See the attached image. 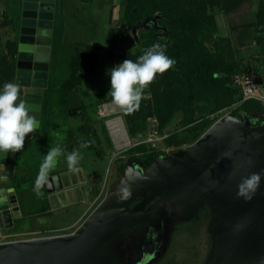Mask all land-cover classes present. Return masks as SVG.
<instances>
[{
  "label": "water",
  "instance_id": "1",
  "mask_svg": "<svg viewBox=\"0 0 264 264\" xmlns=\"http://www.w3.org/2000/svg\"><path fill=\"white\" fill-rule=\"evenodd\" d=\"M54 0H24L20 27L19 70L22 61H34L27 79L17 83L36 85L40 73L49 71L54 27ZM160 16L148 18L133 27L138 32ZM47 73V72H46ZM18 75L21 73L18 71ZM48 78V76H47ZM20 98L30 108L40 128L42 94ZM36 129V130H37ZM11 165L3 177L15 181L16 153H0ZM261 175L259 188L251 199L238 196L242 178ZM87 177L83 168L48 178L46 184L53 210L84 201L82 184ZM129 191L112 194L72 234L0 242V264H125L111 251L112 244L125 235L140 238L143 252L155 256V228L165 210L175 205L181 215L192 219L206 206L210 209L209 231L212 251L207 264H264V122L247 114H231L214 123L194 144L155 159L151 165L131 166ZM134 206L132 207L131 205ZM14 188H0V213L6 227L21 214Z\"/></svg>",
  "mask_w": 264,
  "mask_h": 264
},
{
  "label": "trees",
  "instance_id": "2",
  "mask_svg": "<svg viewBox=\"0 0 264 264\" xmlns=\"http://www.w3.org/2000/svg\"><path fill=\"white\" fill-rule=\"evenodd\" d=\"M60 1L61 7L58 4L56 8L55 26L64 20V0ZM244 2L245 0H126L124 21L129 32H132L138 23L156 16H160L157 26L165 28L166 31L159 30L151 22L147 28L138 32L139 39L134 37L137 52L123 55V61L136 60L144 49L156 43L165 46V54L176 61L172 69L158 75L155 82L149 86L151 98L142 99L139 111L124 115L131 137L148 130L147 122L150 117L157 119L159 133L163 135L179 112L184 114L180 128L164 139V144L169 149H181L194 144L216 123L217 114L232 107H235L233 110L235 115L259 116L256 124L264 122V103L244 101L240 89L233 82L236 74L264 61V0H257L256 15L252 22L232 28L235 31L253 32L258 57L249 61H245L232 38L220 36L216 19L219 12L230 15ZM23 4L24 0H8L4 9L5 18L11 23L15 38L3 45L0 24V89L6 82H15L17 75ZM58 27L59 25L54 29L52 39L47 88L42 91L40 128L30 133L26 137L24 149L16 152L14 183L17 184L11 185L20 195L29 190L33 199H35L33 186L39 169L31 163L33 162L31 156L38 147L40 149L43 145L50 148L59 143L64 149L73 150L79 148L81 142H89L88 150H93L100 158L104 156L103 151L90 139L98 138V133L94 128L93 119L89 117L88 105L79 94L83 77L93 71L98 64L102 47L87 43L84 47L81 44L60 46L61 36L58 37L56 34ZM200 101H204V104ZM100 102H104V99ZM145 104L150 108V113L142 110ZM77 116H81L83 122L77 131L72 127L71 129L60 127L61 123L66 125L65 121L69 117ZM77 132L87 138L77 140ZM71 140L75 142L71 143ZM107 141L112 146L111 136L110 138L107 136ZM128 154L138 159L144 169L155 159L168 155L167 152L152 149L146 143L133 146L128 150ZM121 169L125 170L124 167ZM57 174L58 172L54 170L49 177ZM98 194L99 191H95V197ZM48 195L45 185L42 196L38 199L40 205L30 214L51 213ZM210 213L208 207H202L193 217L192 224L203 223L207 228ZM211 246L210 239V248Z\"/></svg>",
  "mask_w": 264,
  "mask_h": 264
},
{
  "label": "rangeland",
  "instance_id": "3",
  "mask_svg": "<svg viewBox=\"0 0 264 264\" xmlns=\"http://www.w3.org/2000/svg\"><path fill=\"white\" fill-rule=\"evenodd\" d=\"M7 3L8 0H0V24L3 45L8 40L15 38L13 27L10 21H7L5 18L4 9L7 7ZM61 3L59 0L60 7ZM257 3V0H245V3L233 15L223 21L231 29L230 32L225 30L224 35L230 33L227 37L233 39L235 47L241 50L245 61H249L257 56L258 48L254 40V34L250 30L235 31L232 28L253 21L256 15ZM63 7L64 20L61 23H57L59 29L56 31L58 37L61 36L59 45L72 46L81 44L84 47V44L87 43V45L102 47V51L99 53L98 64L93 71L88 72L83 77L79 94L84 103L88 105L89 117H91V120L93 119L94 128L98 133V138L91 137L90 139L93 140L98 149L103 151L104 156L100 158L93 150L78 148L82 155L78 167L83 168L87 176L86 183L81 185L83 192H85L84 201L82 202L55 211L51 208L52 212L50 214L32 215L30 214L31 211L36 210V207L40 205L38 200L40 198L33 192L35 198L33 199L29 190L24 191L21 195L18 194L19 201H21L19 203H21L20 210L22 214L18 218L13 217L14 225L12 227H4L2 232L7 238L3 239V242L72 234L79 231L91 214L112 194L123 195L129 191L128 173L131 166H138L139 160L134 159L132 155L128 154V150L138 143L145 142L149 136V131H146L136 137H131L128 133L122 110L111 102V97L107 96L111 88L109 69L122 63L123 55L128 53L135 54L137 52L134 35L125 26L124 12L126 0H64ZM57 26L54 25L53 34ZM220 36H223L222 33H220ZM137 39H139V36ZM24 67L30 70L33 64L28 63ZM42 72H45V76L36 83L38 87L34 85L25 86V83H23V86L20 85L22 90H27L28 88L32 92L35 91V93L39 92L38 94H42V91L47 88L49 71ZM42 80H44L43 84H41ZM149 91L150 88L148 87L144 92L143 99L148 100L151 98ZM103 99L104 102H100ZM200 103L204 104V101H200ZM234 108L226 109L217 114L218 120L234 114ZM142 110L146 113L151 112L146 104ZM102 113L105 114L103 115ZM183 116L182 112L177 113L171 124L164 131V134H161V139L154 141V144L157 145V150L167 152L168 154L174 150H178L167 148L164 144V139L180 128V121L183 119ZM213 117L212 115L211 118ZM252 117L255 120L259 118V116ZM152 118L148 119L147 123H149V127L152 124ZM66 120V125L64 126L61 123L60 127L67 129H71L72 127V129L77 131L79 126L83 124L81 116L69 117ZM107 122L113 123L114 126L117 124L116 128L120 127L121 129L119 130L118 142L114 141L110 135L113 143L112 146L107 143V136L110 138ZM86 138L87 136L77 132V140ZM146 144L153 149L152 143L147 142ZM187 147L189 146L181 149ZM49 149L42 145L40 149L38 147L33 151L34 154L31 156L33 162L31 163H34V166L38 169L43 160V155H46ZM64 150L65 153L72 151L70 149ZM24 167L26 166L24 165ZM121 167H124L125 170L123 171ZM67 169L66 160L62 156L55 171L63 172ZM24 172L22 171V173ZM4 184L8 186L9 183ZM95 191H99L96 197L94 195ZM131 206L133 207L134 204ZM192 221L193 218L190 220L185 219L175 205H171L165 210L153 234L155 236L157 254L150 261V264H171L174 262L178 264L208 263L213 247L211 246L210 248V239L212 242V238L209 224L206 228L203 223L194 225ZM110 249L119 262L138 264L144 247L137 235L128 234L115 241Z\"/></svg>",
  "mask_w": 264,
  "mask_h": 264
},
{
  "label": "clouds",
  "instance_id": "4",
  "mask_svg": "<svg viewBox=\"0 0 264 264\" xmlns=\"http://www.w3.org/2000/svg\"><path fill=\"white\" fill-rule=\"evenodd\" d=\"M106 46V45H105ZM176 61L165 54V46L156 43L144 49L136 60L125 59L109 69L111 88L107 96L117 105L124 115L139 111L145 90L155 82L158 75H163L173 68ZM24 100L20 98V86L15 82L4 83L0 89V153H16L24 149L26 137L34 133L38 121ZM89 142H81L79 148H87ZM64 157L67 168L77 171L82 155L79 149L65 153L61 144L50 146L40 163L34 181L33 191L39 198L48 182L49 174L55 170L60 158ZM261 175L252 173L242 178L238 185V196L251 199V194L259 188ZM154 256L142 252L138 264H150Z\"/></svg>",
  "mask_w": 264,
  "mask_h": 264
},
{
  "label": "built area",
  "instance_id": "5",
  "mask_svg": "<svg viewBox=\"0 0 264 264\" xmlns=\"http://www.w3.org/2000/svg\"><path fill=\"white\" fill-rule=\"evenodd\" d=\"M261 62L256 63L253 68H249L247 71L238 73L233 77L234 85L240 89L244 101L253 100L264 103V61ZM102 114L104 115L105 113ZM107 127L114 141L118 142L120 135L119 130H121L120 127L117 129V124L114 126L111 122H107ZM158 128L159 123L157 119H153L152 124L147 130L149 131L148 139H146L145 142L138 144L150 142L152 143L153 148H157L154 141L161 139ZM4 227H6V224L3 220L2 214L0 213V242H3V239L7 238L2 232Z\"/></svg>",
  "mask_w": 264,
  "mask_h": 264
},
{
  "label": "crops",
  "instance_id": "6",
  "mask_svg": "<svg viewBox=\"0 0 264 264\" xmlns=\"http://www.w3.org/2000/svg\"><path fill=\"white\" fill-rule=\"evenodd\" d=\"M66 1V0H65ZM98 1V0H97ZM245 3V2H244ZM243 3V4H244ZM54 6H55V9H54V20H55V13H56V8H57V6H58V4H59V0H54ZM242 4V5H243ZM241 5V6H242ZM239 9V8H238ZM237 9V10H238ZM236 10V11H237ZM236 11H234V12H232L230 15H226L225 13H223V12H219L218 14H217V16H216V19H217V23H218V26H219V31H220V33H222V35L223 36H229V34L227 33V34H225L224 35V33H225V30H227V32H230V28L227 26V23H223V21H225V20H227V18H229L231 15H233V13H235ZM55 23V22H54ZM55 25V24H54ZM54 28V27H53ZM229 30V31H228ZM233 32V31H232ZM52 39H53V37H52ZM42 47L43 48H45V49H47L48 47L49 48H51L52 47V43H51V46H49V45H46V44H44V45H42ZM258 52V51H257ZM51 54V53H50ZM18 56H19V54H18ZM256 57H258V56H256ZM20 60H19V58H18V62H19ZM30 61V60H29ZM28 60L27 61H22V68L19 70H17V78L15 79V81H18V80H21V82L22 81H24L27 77V75H26V73L27 72H29V69L27 68V67H24V65L25 64H28V63H30ZM18 68V67H17ZM18 71L21 73V75H18ZM20 86V85H19ZM36 88V87H35ZM20 89H22L21 87H20ZM34 94H38L39 92H36L35 93V91L33 92ZM110 133V132H109ZM17 154V153H16ZM10 163H12V162H10L9 160H5V159H2V158H0V171H1V176H3L4 177V175H5V172L7 171V166L8 165H11ZM15 167H16V159H15ZM78 168H80V167H78ZM66 171L67 170H65V171H63V172H58V174L57 175H55V176H60V175H62L63 173H66ZM70 171V170H69ZM15 175H16V169H15ZM55 176H53V177H55ZM53 177H49V178H53ZM87 177V176H86ZM85 193V192H84ZM71 205H69V206H66V207H64L63 209H65V208H68V207H70ZM52 208V207H51ZM60 209H62V208H60ZM53 211H55V210H53ZM50 212H52V210H50ZM22 214V213H21Z\"/></svg>",
  "mask_w": 264,
  "mask_h": 264
},
{
  "label": "flooded vegetation",
  "instance_id": "7",
  "mask_svg": "<svg viewBox=\"0 0 264 264\" xmlns=\"http://www.w3.org/2000/svg\"><path fill=\"white\" fill-rule=\"evenodd\" d=\"M31 64H33V67H31L32 69H33V71H34V69H35V62L34 61H29ZM50 65V64H49ZM34 73H35V71H34ZM41 73V72H40ZM39 73V74H40ZM41 75V77L43 76H45V72H43L42 74H40ZM42 77V78H43ZM42 83L41 84H43L44 83V80H42L41 81ZM20 90H22V89H20ZM24 91V94H34L32 91H30V90H28V88H27V90H23ZM6 160V159H5ZM138 166H142V168H143V165L139 162V164H138ZM144 169V168H143ZM55 176V175H54ZM50 177H53V176H50ZM0 188H5V189H9V188H14V187H11L9 184H11V183H9L8 184V186H5V182L3 181V176H1L0 177ZM13 184V183H12ZM15 189V188H14ZM15 193H16V197H17V200L19 201V197H18V194H17V192H16V189H15ZM49 196V195H48ZM153 238L155 239V236L153 235ZM157 249V248H156Z\"/></svg>",
  "mask_w": 264,
  "mask_h": 264
},
{
  "label": "bare ground",
  "instance_id": "8",
  "mask_svg": "<svg viewBox=\"0 0 264 264\" xmlns=\"http://www.w3.org/2000/svg\"><path fill=\"white\" fill-rule=\"evenodd\" d=\"M43 72H41L40 74H42ZM38 75H40L39 73H37ZM41 79V78H40ZM39 80H36L35 81V84L38 83ZM34 86H37V85H34ZM38 87V86H37Z\"/></svg>",
  "mask_w": 264,
  "mask_h": 264
}]
</instances>
